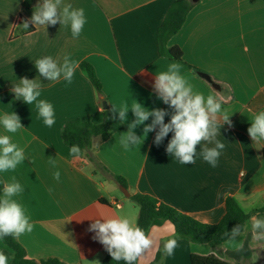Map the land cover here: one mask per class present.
I'll return each mask as SVG.
<instances>
[{"label":"crops","instance_id":"0c3cea01","mask_svg":"<svg viewBox=\"0 0 264 264\" xmlns=\"http://www.w3.org/2000/svg\"><path fill=\"white\" fill-rule=\"evenodd\" d=\"M173 1L61 0V8L71 4L85 12L82 32L73 38L70 25L60 23L22 30L18 27L23 21L20 17L30 18L34 7L23 10V0H0V117L14 111L23 126L9 133L0 124V135H8L25 154L15 169L0 172V176L4 185L15 178L23 188L13 199L33 225L31 232L17 238L28 259L100 264L108 252L93 239L95 233L88 231L93 219L128 218L134 225L137 220L138 209L116 194L123 186L118 179L125 181L126 200L135 194L149 195L209 225L224 216L227 197H233L245 213L264 208V141L253 142L247 131L253 117L264 111V0L195 3L167 43L181 50L183 62L162 57L158 50L159 27ZM45 56L59 63L65 56L78 62L70 84L63 77L57 81L39 77L38 99L54 107L52 127L38 118L36 102L27 105L15 100L11 92L20 78L39 76L34 61ZM83 62L94 68L102 95L82 72ZM172 63L180 65L179 73L193 93L220 101V126L223 117L230 116L231 126L224 124L217 137L225 148L216 167L199 154L204 142L197 146L194 164H181L170 156L166 147L172 133L159 146L153 142L154 131L144 141L141 138L140 143L125 148L121 139L135 119L131 110L124 130L103 142L93 138L91 148L81 151L78 158L69 154L70 147L60 137L64 124L84 117L100 124L106 110L103 101L112 116L113 106L130 108L136 101L149 110L171 113L157 98L153 84L155 74L167 71ZM197 72L208 75L216 86ZM169 120L170 115L165 123ZM135 132L142 136L143 125ZM57 171L58 181L54 178ZM253 217L264 219V214L251 216L243 231L220 247L177 238L171 256L164 255L163 246L166 240L176 238L175 230L169 221L156 219L146 233L155 243L137 264H192L191 255L213 256L228 264H264V238L254 234ZM245 245L248 257L230 256ZM6 249L0 240V252Z\"/></svg>","mask_w":264,"mask_h":264},{"label":"clouds","instance_id":"9594fccd","mask_svg":"<svg viewBox=\"0 0 264 264\" xmlns=\"http://www.w3.org/2000/svg\"><path fill=\"white\" fill-rule=\"evenodd\" d=\"M57 23L70 25L73 38H78L86 23L84 9L73 8L71 4L61 8V0H42L34 6L32 16L24 19L18 27L27 31L30 25L46 28ZM34 66L39 76L35 79L20 78L18 84H13L11 92L15 94V100H22L27 105L36 102L38 118H42L47 127H52L55 124L54 107L50 102L38 99L42 87L39 77L42 76L48 81H57L63 77L70 84L78 62L65 56L63 62L59 63L51 56H45L36 59ZM179 68L178 63L170 64L167 71L155 74L153 84L157 98L172 109L171 113L160 108L149 110L137 101L130 108L115 106L111 108L112 118L118 116L121 123L127 122L129 110L135 118L128 123V130L122 133L121 143L125 148L133 147L141 142V138H144V141L148 133L155 131L153 142L159 146L165 137L172 133V138L166 147V152L170 156L179 160L181 164H194L197 146L204 142L199 154L204 161L216 167L225 148V144L217 137L220 136V129L224 124L231 126L230 116H224L223 125L220 126L218 115L221 113L220 101L212 95L205 98L201 93H193L192 86L180 75ZM169 115L170 120L165 123V117ZM150 117L151 123L145 124ZM250 123L251 126L247 131L252 141L257 143L264 141V111L258 112ZM0 124L9 133H15L23 128L19 115L14 111L0 117ZM140 125H143L142 136H138L135 132ZM210 144L214 146L209 147ZM81 151L79 145H72L69 154L78 158ZM24 160L23 149L12 143L8 135H0V172L13 170ZM52 163L55 166L54 159ZM54 178L57 181L60 179L59 171L54 173ZM22 191L21 184L16 182L15 178L12 183H7L3 187V195L0 196V238L9 236L19 238L26 231L33 230V225L29 222L22 206L13 199ZM252 219L254 234L258 239L264 238V219L256 217ZM88 231L95 233L93 239L104 246L112 260L124 261L125 264H136L155 243L150 235L128 218L93 219ZM239 233L240 226L237 224L224 235L235 239ZM177 243V238L166 240L163 246L164 255L171 256ZM9 260V256L0 252V264H9ZM89 264H93V261ZM96 264L99 262L96 261Z\"/></svg>","mask_w":264,"mask_h":264},{"label":"trees","instance_id":"16d2710c","mask_svg":"<svg viewBox=\"0 0 264 264\" xmlns=\"http://www.w3.org/2000/svg\"><path fill=\"white\" fill-rule=\"evenodd\" d=\"M42 0H23L22 9L27 10L34 7ZM194 3L191 0H174L168 8L165 17L158 31V50L162 57L169 60L183 62L182 52L176 47H168V41L178 33L186 16ZM21 20H24L20 17ZM31 30L33 28L30 27ZM82 72L86 75L94 89L99 95H102L101 84L97 78L94 68L83 62L80 65ZM125 129L123 123L116 118L113 119L109 110L103 111V119L100 124H94L90 117L69 121L64 124L60 137L65 146L79 145L82 151L89 150L92 146V139L100 138L101 142L107 140L113 133ZM121 185L126 187L123 179H118ZM4 182L0 176V196L3 193ZM137 205L138 215L136 224L142 228L145 233L149 230L152 222L156 219L169 221L174 230L176 238L187 240L193 244H209L212 247H220L229 238L224 233L231 231L237 224L240 226V232L243 231L245 224L254 215L264 214V208L245 213L238 202L233 197H227L225 200V213L220 222L214 225L201 223L187 215H184L174 208L159 202L157 199L145 195L135 194L129 198ZM2 244L7 248L2 251L10 257L9 264H65L56 258L41 260L39 262L30 260L26 257L25 251L17 241V238L11 236L0 238ZM250 251L245 245L241 250L230 253L234 259L240 256L248 257ZM192 264H228L213 256H195L191 255ZM100 264H125L124 261H114L108 254L102 259ZM137 264V262H136Z\"/></svg>","mask_w":264,"mask_h":264},{"label":"water","instance_id":"95a60500","mask_svg":"<svg viewBox=\"0 0 264 264\" xmlns=\"http://www.w3.org/2000/svg\"><path fill=\"white\" fill-rule=\"evenodd\" d=\"M199 1H200V0H191V2L194 3V4L197 3V2H199ZM197 73H198V75H199L200 77H202V78L205 79L206 81L212 83V81H211V79H210V77H209L208 75H206L205 73H202V72H197ZM212 85H213V87L216 86V85H214L213 83H212ZM102 105H103V108H104V109H107V103H106L105 101H103ZM120 189H121V192L123 193V195H125L126 197L129 196V194H128V192H127V189H126L125 187L122 186Z\"/></svg>","mask_w":264,"mask_h":264},{"label":"rangeland","instance_id":"374dc122","mask_svg":"<svg viewBox=\"0 0 264 264\" xmlns=\"http://www.w3.org/2000/svg\"><path fill=\"white\" fill-rule=\"evenodd\" d=\"M116 194H117V196H118V198L120 199V200H122V201H126L125 203H127V204H130V205H133L134 207H136L137 208V205L134 203V202H130V200H126L125 199V197L123 196V194L120 192V191H116ZM138 209V208H137Z\"/></svg>","mask_w":264,"mask_h":264}]
</instances>
